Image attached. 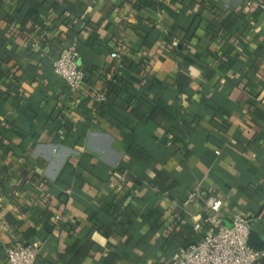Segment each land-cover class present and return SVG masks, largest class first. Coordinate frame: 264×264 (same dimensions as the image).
I'll return each mask as SVG.
<instances>
[{
    "label": "crops",
    "instance_id": "crops-1",
    "mask_svg": "<svg viewBox=\"0 0 264 264\" xmlns=\"http://www.w3.org/2000/svg\"><path fill=\"white\" fill-rule=\"evenodd\" d=\"M159 1L0 0V264L28 244L35 264H170L211 188L264 243V0ZM114 74L127 92L98 102Z\"/></svg>",
    "mask_w": 264,
    "mask_h": 264
},
{
    "label": "built area",
    "instance_id": "built-area-1",
    "mask_svg": "<svg viewBox=\"0 0 264 264\" xmlns=\"http://www.w3.org/2000/svg\"><path fill=\"white\" fill-rule=\"evenodd\" d=\"M251 7L252 3L248 2L245 9L248 11ZM176 45L173 43V46ZM110 57L117 59L118 55L112 53ZM52 66L56 77L66 84L70 92L81 89L85 73L79 65V51L73 45L63 48ZM97 101L104 102V96L99 95ZM197 199L199 194L194 191L189 194L187 201L193 203ZM204 205L209 213L204 223L209 229L193 246L180 251L170 264H257L262 260L264 249L257 251L248 246L251 223L246 217L236 214L231 225L225 226L219 215L223 201L213 188L208 190ZM194 230L199 232L201 224H196ZM3 249L8 264H35L37 249L34 245L7 246Z\"/></svg>",
    "mask_w": 264,
    "mask_h": 264
},
{
    "label": "trees",
    "instance_id": "trees-1",
    "mask_svg": "<svg viewBox=\"0 0 264 264\" xmlns=\"http://www.w3.org/2000/svg\"><path fill=\"white\" fill-rule=\"evenodd\" d=\"M137 4L140 5L143 8H148L152 10H164L166 9L165 6L159 1V0H136ZM74 25L72 27H69L70 31H73ZM97 36L95 33H91V39H96ZM84 71V70H83ZM105 84L104 89L105 92L103 94L105 101L107 100H114L115 98H118L121 94L127 92L126 84L128 82L123 80V76H120V74L112 75L110 79L107 77L104 78ZM103 103V102H102ZM106 104V103H105ZM264 260V257L262 258ZM104 264H115L108 261H105Z\"/></svg>",
    "mask_w": 264,
    "mask_h": 264
},
{
    "label": "water",
    "instance_id": "water-1",
    "mask_svg": "<svg viewBox=\"0 0 264 264\" xmlns=\"http://www.w3.org/2000/svg\"><path fill=\"white\" fill-rule=\"evenodd\" d=\"M248 246L257 251H260L264 247V243L259 240L256 233L251 231L248 238Z\"/></svg>",
    "mask_w": 264,
    "mask_h": 264
}]
</instances>
